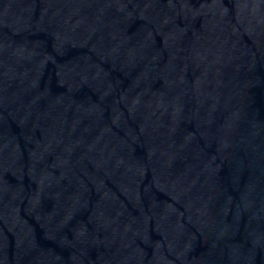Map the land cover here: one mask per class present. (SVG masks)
<instances>
[{
	"label": "water",
	"instance_id": "1",
	"mask_svg": "<svg viewBox=\"0 0 264 264\" xmlns=\"http://www.w3.org/2000/svg\"><path fill=\"white\" fill-rule=\"evenodd\" d=\"M0 264H264V0H174Z\"/></svg>",
	"mask_w": 264,
	"mask_h": 264
}]
</instances>
